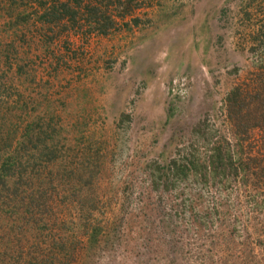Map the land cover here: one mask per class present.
Wrapping results in <instances>:
<instances>
[{"label":"rangeland","instance_id":"374dc122","mask_svg":"<svg viewBox=\"0 0 264 264\" xmlns=\"http://www.w3.org/2000/svg\"><path fill=\"white\" fill-rule=\"evenodd\" d=\"M263 6L144 0L137 23L127 17L108 35L1 11L0 110L20 124L50 116L59 129L20 149L34 168L21 213L51 209L55 226L40 235L22 215L0 213V264H41L45 254L47 264H264L262 191L191 180L156 190L150 169L207 116L236 142L223 100L256 70L248 49Z\"/></svg>","mask_w":264,"mask_h":264},{"label":"trees","instance_id":"16d2710c","mask_svg":"<svg viewBox=\"0 0 264 264\" xmlns=\"http://www.w3.org/2000/svg\"><path fill=\"white\" fill-rule=\"evenodd\" d=\"M143 4L144 0H0V12L15 13L18 19H24L20 16L28 14L25 18H33L43 26L62 25L65 29L85 34L108 35L121 23L127 26V17H132V12L142 8ZM8 15L10 19L15 17ZM260 15L250 35L248 49L254 56L256 70L231 87L223 100L225 117L232 126L236 142H231L211 124L208 116L199 119L191 127L187 142L175 149L166 166L151 163L154 189L168 191L178 182L191 180L205 188L227 189L238 183L264 193V6ZM130 19L132 23L138 21L133 17ZM21 117L14 113L9 116L0 110V213L22 215L26 222H31L29 227L42 235L41 231L50 223L55 226V222L50 215L51 209L42 216L34 213L28 217L21 213L23 200L29 199V205L31 203V196L23 188L27 184L22 179L28 170L34 172V168L31 166L30 170L20 149H24L28 139L44 140L48 130L56 132L59 127L50 116L47 121L38 116L33 122L22 121L20 124ZM68 156L65 155L66 158ZM53 157L54 154L47 161L51 163L50 169L55 166L54 169L60 168L61 171L63 166L59 164L64 161ZM42 202L37 204L33 201V208L41 213L47 211L45 201ZM61 241L63 247L66 246L63 244L66 239ZM49 259L45 254L41 264H47Z\"/></svg>","mask_w":264,"mask_h":264}]
</instances>
